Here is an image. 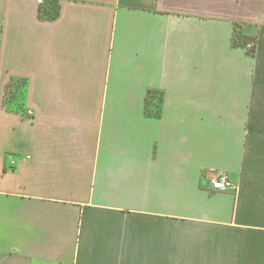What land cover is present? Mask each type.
Returning a JSON list of instances; mask_svg holds the SVG:
<instances>
[{
  "label": "crops",
  "instance_id": "crops-1",
  "mask_svg": "<svg viewBox=\"0 0 264 264\" xmlns=\"http://www.w3.org/2000/svg\"><path fill=\"white\" fill-rule=\"evenodd\" d=\"M45 1L0 0V264H264V0Z\"/></svg>",
  "mask_w": 264,
  "mask_h": 264
},
{
  "label": "trees",
  "instance_id": "trees-1",
  "mask_svg": "<svg viewBox=\"0 0 264 264\" xmlns=\"http://www.w3.org/2000/svg\"><path fill=\"white\" fill-rule=\"evenodd\" d=\"M51 1H55V0H51ZM58 9H59L58 7L56 10L45 8L44 3H42L40 6V16L43 19L55 18L59 13ZM53 10H55V12ZM252 40L254 41V45L251 47L250 52L254 54L257 46V38L254 37ZM26 85H27V81L25 79H13V81L10 83L5 95V104L9 110L12 111L24 110V108L22 107V102L20 104H17L15 102L14 97L16 98V96H18L22 100L25 94Z\"/></svg>",
  "mask_w": 264,
  "mask_h": 264
},
{
  "label": "built area",
  "instance_id": "built-area-1",
  "mask_svg": "<svg viewBox=\"0 0 264 264\" xmlns=\"http://www.w3.org/2000/svg\"><path fill=\"white\" fill-rule=\"evenodd\" d=\"M234 187H235L234 183L226 174L223 173L217 174L212 179V189L224 191V190L232 189Z\"/></svg>",
  "mask_w": 264,
  "mask_h": 264
},
{
  "label": "rangeland",
  "instance_id": "rangeland-1",
  "mask_svg": "<svg viewBox=\"0 0 264 264\" xmlns=\"http://www.w3.org/2000/svg\"><path fill=\"white\" fill-rule=\"evenodd\" d=\"M44 5H45V8H48V9H55L56 10L57 7H58V4L56 2H54V1H51V0H46ZM55 10H53V11L55 12ZM251 44L253 46L254 45V41ZM13 92H15V91H13ZM14 99H15V102L17 104H20L22 102V100L18 96H16V98L14 97Z\"/></svg>",
  "mask_w": 264,
  "mask_h": 264
}]
</instances>
